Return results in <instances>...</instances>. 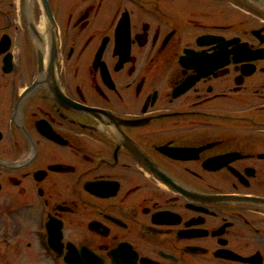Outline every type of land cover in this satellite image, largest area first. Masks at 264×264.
Instances as JSON below:
<instances>
[{
  "label": "flooded vegetation",
  "instance_id": "flooded-vegetation-1",
  "mask_svg": "<svg viewBox=\"0 0 264 264\" xmlns=\"http://www.w3.org/2000/svg\"><path fill=\"white\" fill-rule=\"evenodd\" d=\"M220 1L0 0V264H264V15Z\"/></svg>",
  "mask_w": 264,
  "mask_h": 264
},
{
  "label": "rangeland",
  "instance_id": "rangeland-1",
  "mask_svg": "<svg viewBox=\"0 0 264 264\" xmlns=\"http://www.w3.org/2000/svg\"><path fill=\"white\" fill-rule=\"evenodd\" d=\"M221 2V1H220ZM224 7H228V8H231L233 9L232 11H234L235 13L237 14H234L235 16H239L238 14H241L240 11L232 8L230 5H228L227 3L225 4V2H221V3H217V11H221V10H224L225 8ZM223 16V15H222Z\"/></svg>",
  "mask_w": 264,
  "mask_h": 264
}]
</instances>
